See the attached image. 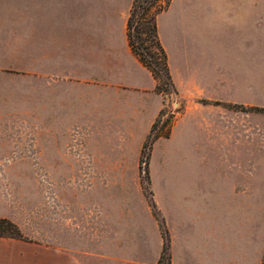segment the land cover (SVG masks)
I'll return each instance as SVG.
<instances>
[{
    "label": "crops",
    "instance_id": "obj_1",
    "mask_svg": "<svg viewBox=\"0 0 264 264\" xmlns=\"http://www.w3.org/2000/svg\"><path fill=\"white\" fill-rule=\"evenodd\" d=\"M134 2L0 0V73L30 72L36 118L66 119L77 109L112 128L119 120L124 133L140 129L148 135L165 101L130 43ZM204 6L216 25L218 48L202 45L200 34L187 29L189 20L199 26ZM94 23L98 49L88 51L87 29L92 35ZM263 23L264 0H171L158 16L180 97L190 104L171 136L159 140L157 172L152 164L171 264H264V177L257 161L247 159L246 111L239 107L248 101L247 87L261 79ZM232 37L237 48L225 53ZM94 50L98 71L86 76L84 69L93 64L87 55ZM88 78L94 82L83 81ZM196 133L208 138L214 157L207 174L186 175L192 164L180 157V148ZM144 220L143 241L134 242L138 252L128 244L127 253H113L112 261L160 264L161 223L149 206Z\"/></svg>",
    "mask_w": 264,
    "mask_h": 264
},
{
    "label": "rangeland",
    "instance_id": "obj_2",
    "mask_svg": "<svg viewBox=\"0 0 264 264\" xmlns=\"http://www.w3.org/2000/svg\"><path fill=\"white\" fill-rule=\"evenodd\" d=\"M170 1L140 0L134 24L133 32L141 31L134 36L137 48L149 51L146 55L160 77L156 91L165 101L146 136L140 129L124 133L127 129L119 120L113 128L107 120L98 123L94 113L77 109L66 119L36 118L37 93L32 91L30 72L0 73V218L12 220L22 233V238L0 236V264H126L121 261L125 258L112 261V254L125 255L128 244L137 251L134 242L141 245L146 234L148 206L160 221L164 238L166 232L170 237L155 197L152 164L157 172L159 140L171 136L190 104L181 99L175 79V85L168 82L149 33L151 16ZM199 17V26L189 20L187 29L200 34L202 45L218 48L213 37L216 25L206 6ZM89 29L88 25V51L98 49V23L92 24V35ZM237 39L230 38L229 46L226 42L225 53ZM261 46V79L247 87L248 101L239 107L246 111L247 159L257 161V173L261 169L264 177V23ZM90 52L87 57L93 64L84 69L86 76L98 71V51ZM259 67L258 56V75ZM193 139L183 140L180 148V157L192 164L186 175L207 174L214 152L205 135L196 133ZM171 260L170 248L162 264Z\"/></svg>",
    "mask_w": 264,
    "mask_h": 264
},
{
    "label": "trees",
    "instance_id": "obj_3",
    "mask_svg": "<svg viewBox=\"0 0 264 264\" xmlns=\"http://www.w3.org/2000/svg\"><path fill=\"white\" fill-rule=\"evenodd\" d=\"M139 3H140V0H135L134 6L132 8L131 16L128 22V34H129L130 43H131V46L134 52L138 55L141 61L152 71L155 78L159 81L160 77L158 75V72L154 68L152 61H150L149 57H147L146 55L149 51L140 52L134 40V36H139L137 34L141 33L140 29L137 30V34L133 32L136 17L139 15L138 14L139 7H140ZM164 10L163 9L159 10L158 13H155L153 16H151L150 24H149V33H150L151 40L154 44V47L158 51V55L160 54L161 59L163 60V70L168 79V82L172 85H175L173 74L171 71V66L169 63V54L162 42L160 32H159L158 16ZM155 56H157V54H155ZM158 89H160V84H158ZM0 236L1 237L22 238V233L20 232V229L18 228V226L12 220L8 218H0ZM165 238H166L165 249H164L163 257L161 259V264H162L163 258L169 255L170 248H171L170 237L168 235V232H166Z\"/></svg>",
    "mask_w": 264,
    "mask_h": 264
}]
</instances>
